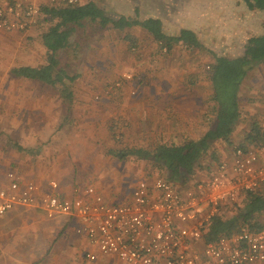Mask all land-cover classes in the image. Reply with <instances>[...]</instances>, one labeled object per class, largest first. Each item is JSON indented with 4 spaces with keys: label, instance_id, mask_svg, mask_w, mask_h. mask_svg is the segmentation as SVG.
<instances>
[{
    "label": "rangeland",
    "instance_id": "374dc122",
    "mask_svg": "<svg viewBox=\"0 0 264 264\" xmlns=\"http://www.w3.org/2000/svg\"><path fill=\"white\" fill-rule=\"evenodd\" d=\"M82 1L83 3L95 2L114 15H131L135 4L138 3L143 16H161L166 31L171 34L177 33L185 25L199 26L203 31V43L209 50L219 55L239 54L248 34H246L248 25L242 24L243 21L240 19L231 17L225 21L222 18L215 20L213 14L210 15L211 21L202 20L201 15L198 16L194 13L204 11V8L195 6L191 0H153V4L148 3L150 0ZM235 2V0H229V6H236ZM260 18L264 19V15H261ZM252 25L254 33L259 34L263 31L257 18ZM253 30L249 29V35ZM39 32L41 33V31ZM0 34L6 37L0 40L2 44L0 49V144H5L0 146V151L8 156L0 159V188L4 185L8 172H18V161H25L23 165L27 168V175L33 178L48 179L52 175L59 176L69 169L72 174L70 180L74 183L76 178L82 177L81 173H85L87 179H84V183L98 182L104 186L103 189L101 188L102 192L115 190L117 185L121 186L122 183L123 186L126 183L134 184L135 188L137 183L142 180L164 178L160 175V170L154 167L149 160L130 156L126 160L120 161L110 153L123 148L148 149L152 145H156L158 140H167L174 136V134L163 132L152 135V139H150L138 133L137 140L138 136L141 138L136 143L135 138L132 141L131 137L134 132H131L128 140L126 138L127 131L124 130L128 128L134 131L133 128L136 126L131 127V125L138 122L140 126L141 123L136 117H133L131 121H127L125 118L124 115L128 108L125 96H142V94L144 96H167V108L165 109L169 113L174 109H176L175 112L181 111L183 106V102L174 100L175 97L172 96H190L189 98L195 99L194 103L199 108V116L196 113L197 108H193L194 114L196 113L195 122L197 117L200 121L204 120V117L207 119L208 115L205 114V111L209 114L214 107V103L208 102L212 89L211 84L205 78L207 75L205 65L212 61L210 55L198 50L186 52L182 47H177L169 57L158 59L152 55L155 52V47L146 32L133 29L122 33L89 24L79 29L76 36L78 46L73 47L63 59L65 65L68 66V72L77 73L80 76L75 84L76 100L72 108L69 110L68 105L57 100L58 94L54 89L49 87L44 90L45 87H37V85L32 87V90L38 92L37 96H34L35 100H29L27 97L25 102L18 101V96L14 95L18 84H9L6 81L11 77V70L15 68L11 58H16L23 52L21 56H26L25 53H27L29 56L46 61L45 49L39 36L24 37L19 33ZM163 52L165 53V51ZM259 70L260 65L253 70L251 77L256 78ZM125 76L131 78L128 79ZM9 85L12 88L13 96L6 90L5 86ZM19 85L20 88H23L27 84ZM241 91L243 92L239 96V100L243 112L233 137H243L245 130L250 128L253 122L250 115L245 116L246 112L249 113L246 107L249 102L245 105L246 102L243 99V96H252V94L246 93L244 89ZM6 93L9 96H6ZM50 96H54V110L42 111L46 97ZM117 96L121 101L115 99ZM22 106L25 107L22 108ZM36 107H39V111L37 109L33 111ZM188 110H191L190 106ZM212 114L215 115L212 112L211 117ZM18 116H20L19 120ZM166 119L169 122L173 120L169 116ZM18 121L21 125L31 123L38 129L47 123L54 131L50 132L48 138L44 140L47 142L38 145L36 149L25 148L20 151L13 145H19L18 140L15 137L14 139L10 138L5 133L9 129L16 130ZM206 122L208 123V120ZM182 123L186 124L185 121ZM167 130H172V127H167ZM175 135V138L178 139L182 136V134ZM115 136L117 137L115 138ZM142 139L150 141L146 145V143L140 142ZM218 150L222 153V161H224L230 158L234 147L220 143ZM35 151L42 158H31L33 155H37ZM11 152H14V156H10ZM52 154L53 156L61 154L64 159H59V163L52 164L49 162L50 157L45 159L46 155L52 156ZM18 157L23 159L19 158L18 160ZM7 159L9 163L6 165ZM210 159L209 156L206 160L211 162ZM97 172L99 173L97 178H90V173ZM100 172H102L101 175ZM198 174L199 181L209 177L205 172H198ZM28 176L26 177L28 178ZM143 176L144 178H142ZM123 198L117 196V202L113 204H124ZM6 216L0 217V264H18V252L15 251L18 243V221L15 223L11 222L13 220L6 222ZM64 234V231L58 232L56 239L62 241ZM59 250V247L53 246L47 256L36 264H54L49 254L51 252L60 253Z\"/></svg>",
    "mask_w": 264,
    "mask_h": 264
},
{
    "label": "built area",
    "instance_id": "2783aa9c",
    "mask_svg": "<svg viewBox=\"0 0 264 264\" xmlns=\"http://www.w3.org/2000/svg\"><path fill=\"white\" fill-rule=\"evenodd\" d=\"M81 0H0V32L26 33L50 5H77ZM166 52V50H164ZM130 79V76H125ZM119 85V84H117ZM50 191L10 171L0 188V217L18 207H38L47 218H77L76 234L117 264H264V227H247L215 242L204 243L211 220L225 204L264 186V163L258 148L236 149L208 178L180 188L165 178L142 180L124 204H110L95 188L75 199L61 198L59 183ZM97 256L89 251L86 264Z\"/></svg>",
    "mask_w": 264,
    "mask_h": 264
},
{
    "label": "trees",
    "instance_id": "16d2710c",
    "mask_svg": "<svg viewBox=\"0 0 264 264\" xmlns=\"http://www.w3.org/2000/svg\"><path fill=\"white\" fill-rule=\"evenodd\" d=\"M235 1L244 6L243 16L240 14L239 17L242 16V24L248 25L246 41L237 55H219L209 50L203 43L201 29L187 25L177 33H168L162 18L157 15L143 16L138 9L133 15H114L95 2L83 3L82 0L77 5L45 6L42 8L40 23L33 29L41 31L46 64L40 67L14 68L11 73L17 78L38 81L52 87L70 110L76 100L75 84L80 76L68 72L63 59L73 47L78 46L77 32L87 24L122 33L140 29L151 38L155 47L152 55L158 59L169 57L177 47H182L186 52L198 50L210 55L212 61L205 65V78L211 84L212 92L208 102L214 103L210 112L215 115L207 116L208 129L203 135L193 139L189 138L190 134H182L181 142L174 135L167 140L155 141L156 145L148 149L123 148L110 152L120 161L130 156L149 160L160 170V175L173 185L180 188L191 187L199 182L198 172H205L209 176L222 161L218 144L226 143L233 147L231 137L242 115L239 96L244 81L257 66L264 63V19L260 18L264 15V0ZM256 18L263 27L259 34L254 33L252 25ZM249 29L253 30L250 35ZM251 128L245 141L235 146L233 151L251 147L261 149L264 146V128L259 123ZM13 145L14 148L23 150V147ZM209 156L211 162L206 160ZM243 227L252 231L264 227V186L242 194L237 204L223 205L219 214L208 225L203 236L204 243L234 235Z\"/></svg>",
    "mask_w": 264,
    "mask_h": 264
},
{
    "label": "crops",
    "instance_id": "0c3cea01",
    "mask_svg": "<svg viewBox=\"0 0 264 264\" xmlns=\"http://www.w3.org/2000/svg\"><path fill=\"white\" fill-rule=\"evenodd\" d=\"M229 0H191L193 4L197 7H203L204 11H200L199 13H194L198 16H202V20L211 21L210 15L214 14L215 20L218 18H222L224 21L228 18L233 17V19H240V14H243L242 11H244V6L242 4H239V2H235V5L229 6L228 3ZM148 3L153 4L154 1L150 0ZM199 3V4H198ZM133 4H135L133 2ZM135 8L133 6V12L131 15L134 14L135 10L138 9L139 13H141L139 4H135ZM238 6V7H237ZM241 11V12H240ZM144 15V14H143ZM151 16V15H150ZM149 16V17H150ZM162 18L161 16H157ZM209 17V18H208ZM200 18V17H199ZM213 19V18H212ZM163 20V19H162ZM165 25V24H164ZM205 25V23H204ZM186 26V25H185ZM184 27V26H182ZM194 29L200 30L199 26L194 27ZM1 33V32H0ZM22 34L24 37H32V36H39L41 38V33L37 30H30L26 33H19ZM20 35V36H22ZM5 35L0 34V40L1 38H4ZM6 38V37H5ZM2 44L0 43V49ZM23 52H21L22 54ZM1 54V51H0ZM19 56L12 57L11 61L15 65V68L19 67H40L46 64V61H41V59H37L35 56H29L26 54V56ZM1 57V56H0ZM161 67V66H160ZM263 67V68H262ZM14 69V68H13ZM12 71V70H11ZM253 73V71H252ZM250 73L246 80L244 81V88L245 92H250V95L252 96H243L245 99L244 102H246L245 105L248 109L249 113H245V116L250 115V118H253V122L251 123L250 128H247L245 130V134L243 137H233L235 134V130L232 134L231 140L233 143V147L238 146L239 143H242L246 139V135L251 131V127L255 123H259L260 126L264 128V64L260 65V70L256 74V78H252L253 75ZM259 73H263L260 75ZM263 81H262V80ZM5 80V79H4ZM9 84L16 83L18 84H27L25 87L20 88V85H17V89L15 90V96H18V101H26L27 97L29 100H35L38 92L37 90H32L33 85H37V87H45L44 90H47L49 86L38 82L33 81L29 79L24 78H17L12 75L7 80ZM253 82V84H251ZM3 83V82H2ZM34 83V84H32ZM3 85V84H1ZM7 87L6 90L10 95L12 94V88L11 86H5ZM52 88V87H50ZM156 88V87H155ZM53 89V88H52ZM151 89V88H150ZM160 91V90H159ZM243 91H241L242 93ZM9 94L6 96H9ZM145 94V92H144ZM160 94V93H158ZM126 97V106L128 107L126 109L125 118L128 120H132L133 117H136L140 121V126L138 122H135L134 125L131 127H134L131 131L130 129H125L124 131H127V139L129 140L131 132L132 135V141L137 140L136 135L138 133H141L143 137L152 139V135L161 134L163 132L169 133V134H190L189 138L198 139L201 135H203L206 130L208 129V123L206 122V118L203 115L202 121H200L199 117H197V121L195 122V114L199 116V108L194 103L195 99L189 98L190 96H172L175 97L174 100L180 101V103L183 102V106L181 108V111L178 110V112L172 111L171 113L167 112L165 108H167L166 101L167 96H125ZM26 99V100H25ZM50 99V100H49ZM118 101H121L119 97L117 96L115 98ZM57 100L59 102H62L60 97L57 96ZM50 101V102H49ZM189 106L191 107V110H188ZM25 106H22L24 108ZM186 107L185 109H183ZM193 108H197L196 113L194 114ZM26 109V108H25ZM23 109V110H25ZM33 109V108H32ZM39 111V107L34 108L33 111ZM54 110V96L46 97V102L44 103V106H42V111L48 112L49 110ZM32 111V112H33ZM31 112V111H28ZM243 112V111H242ZM176 113V114H175ZM205 114L210 116V112L208 114L207 111H205ZM171 117L172 121H167V117ZM186 117V118H185ZM20 119V116H18V120ZM135 119V118H134ZM31 120V119H30ZM119 120V116H118ZM186 122V124H183L182 122ZM14 123V127H15ZM180 125L181 127L178 128L177 126ZM42 128L38 129L35 125L28 123L26 125L19 124L18 121V127H16V130L9 129V131L5 132L10 138L14 137L18 140V144L25 148H33L36 149L38 145H42V143H45L47 141H44L48 138V134L50 132L54 131L49 124L45 123V125H41ZM130 127V128H131ZM167 127H172V130H167ZM44 131V132H43ZM198 134H201L200 136ZM176 136V135H175ZM140 136H138V140L136 143H138ZM177 140V139H176ZM178 142H181L183 140V136H181ZM142 141V142H141ZM148 141L150 140H140L141 143L148 144ZM5 144H0V146H4ZM232 147V148H233ZM46 149L48 147H45ZM23 151V150H21ZM260 156L262 158V162L264 163V146L259 149ZM9 154V152H7ZM35 154L31 158H37L41 157V155L35 151ZM14 156V152L10 153V156ZM49 155V154H48ZM45 156V159H49V162L52 164L59 163V159H64L62 155L60 156ZM8 157L5 153L0 151V159ZM227 157V156H226ZM11 158V157H10ZM23 159L22 157H18ZM6 165L9 163L8 159L5 161ZM25 161H18V172H16L24 181H31L38 184L43 191L49 192L50 191V182L51 181H57L59 183V189L57 191L58 195L61 198H67V199H75L77 197H80L83 195L81 192H76V190H83L86 187H93L95 190L103 196L105 201L107 203L113 204L116 203V198L124 197V202H127L132 195L134 184H127L123 186L122 183L121 186L117 185L115 190H106L105 192H102L101 190L104 188L101 184L98 182L84 183V179L86 180V174L81 173L80 175L82 177L76 178V181L74 183L71 182L70 178L72 176L69 169L64 172L61 175L57 176H50L48 179L45 178H33L32 176L27 175V168L23 165ZM35 163V162H34ZM40 163V162H39ZM37 164V163H36ZM5 165V166H6ZM89 171V169H88ZM97 171V170H96ZM25 174V176H24ZM90 178H97L99 173H90ZM102 172H100V175ZM28 176V178L26 177ZM113 176V175H112ZM34 179H30V178ZM144 178V176L142 177ZM36 179V180H35ZM118 180V179H117ZM119 181V180H118ZM150 181V180H148ZM93 182V181H92ZM120 182V181H119ZM102 188V189H101ZM108 189V188H107ZM123 194V196H122ZM5 221L9 222L10 220L12 223H15L18 221V243L16 244L15 251L18 252V264H36L38 262H41L44 257L47 256L48 251L50 248L59 247L60 253H50L49 257L51 261L53 260L54 264H86V254L89 251H92L96 254L97 259L94 264H117V258L115 256H105L101 254L97 249L90 246L87 239L79 236L76 234V227L78 226V220L75 217L68 216V215H59L55 218H47L45 216V213L38 207H18L6 214ZM64 231L65 234L63 236L62 241L57 240V233ZM57 240V241H56ZM16 241V239H15ZM16 252V253H17ZM50 261V260H49Z\"/></svg>",
    "mask_w": 264,
    "mask_h": 264
}]
</instances>
